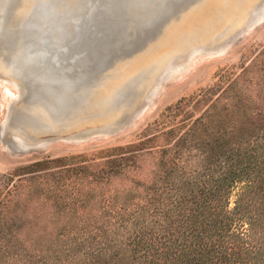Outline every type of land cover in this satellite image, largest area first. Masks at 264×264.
<instances>
[{"label":"rangeland","instance_id":"1","mask_svg":"<svg viewBox=\"0 0 264 264\" xmlns=\"http://www.w3.org/2000/svg\"><path fill=\"white\" fill-rule=\"evenodd\" d=\"M59 1L0 0V264L109 258L120 205L264 113V0Z\"/></svg>","mask_w":264,"mask_h":264},{"label":"trees","instance_id":"2","mask_svg":"<svg viewBox=\"0 0 264 264\" xmlns=\"http://www.w3.org/2000/svg\"><path fill=\"white\" fill-rule=\"evenodd\" d=\"M258 127L250 145L213 154L201 173L176 166L181 182L120 205L122 245L109 258L100 246L69 264H264V113Z\"/></svg>","mask_w":264,"mask_h":264},{"label":"water","instance_id":"3","mask_svg":"<svg viewBox=\"0 0 264 264\" xmlns=\"http://www.w3.org/2000/svg\"><path fill=\"white\" fill-rule=\"evenodd\" d=\"M37 1H42V0H37ZM53 1L56 3V5H58L57 3L60 2L59 0H53ZM130 5H131V7H132V4H130ZM75 6H76V5H75ZM73 8H74V5H72L69 9H73ZM128 32H129V31H128ZM239 33H240V31H238L236 34H239ZM124 34H125V33H124ZM128 34H131V32H129ZM115 53L117 54V57H115V58L113 59V62L122 58V56L119 54V52H115Z\"/></svg>","mask_w":264,"mask_h":264},{"label":"bare ground","instance_id":"4","mask_svg":"<svg viewBox=\"0 0 264 264\" xmlns=\"http://www.w3.org/2000/svg\"><path fill=\"white\" fill-rule=\"evenodd\" d=\"M67 9V11H70L68 8H66ZM66 9H64V7L61 9V8H56L55 9V11H57V13L59 14V15H61V13L63 12V10L64 11H66ZM44 14V13H43ZM47 14V13H46ZM66 20V19H65ZM17 27H19V26H17ZM14 50V49H13ZM15 52L14 51H12V55L14 54ZM51 66V65H50ZM59 143V142H58ZM23 144V143H22Z\"/></svg>","mask_w":264,"mask_h":264},{"label":"crops","instance_id":"5","mask_svg":"<svg viewBox=\"0 0 264 264\" xmlns=\"http://www.w3.org/2000/svg\"><path fill=\"white\" fill-rule=\"evenodd\" d=\"M165 78H163V80H164Z\"/></svg>","mask_w":264,"mask_h":264}]
</instances>
